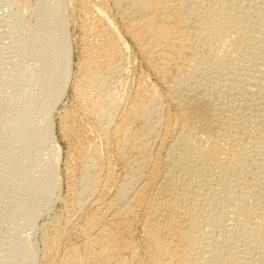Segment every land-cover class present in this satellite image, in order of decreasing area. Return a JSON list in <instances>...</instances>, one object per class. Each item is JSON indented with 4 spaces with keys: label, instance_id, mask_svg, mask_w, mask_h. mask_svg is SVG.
I'll use <instances>...</instances> for the list:
<instances>
[{
    "label": "bare ground",
    "instance_id": "1",
    "mask_svg": "<svg viewBox=\"0 0 264 264\" xmlns=\"http://www.w3.org/2000/svg\"><path fill=\"white\" fill-rule=\"evenodd\" d=\"M54 1L52 15L57 21L53 30L60 35L57 30L64 23L67 5L65 0ZM94 5L86 35L99 40L91 39L96 45L83 47L81 65L84 72L91 65L98 72L76 82V102L97 122V135L104 141L108 137L118 149L124 147L131 157L124 160L123 183L112 200L105 199L103 188L100 190L95 181L86 192L89 177L83 170L81 197L93 189L96 192L87 199L93 212L89 218L85 215L88 219H84L78 239L87 247L92 243L87 240L91 233L96 237L94 243L110 236L103 243L105 249L114 251V243L122 242L124 251L91 250L79 262L74 260L78 248L73 247L59 264H122L124 256L133 262L141 257L142 264H264V0H98ZM120 35L167 91V106H159L153 91L138 90L144 95L133 96L134 106H128L131 109L122 122L111 126V114L118 104L110 98L102 104L103 90L97 82L118 73L116 62L128 48ZM52 45L59 62V84L50 91L57 98L66 83L68 47L59 41ZM48 103L43 105L46 115L50 114ZM160 108L167 111L168 119L152 125L149 119ZM131 123L141 125L137 132ZM153 140H158L156 152L151 148ZM53 163L47 174L45 171L38 198L47 188L57 186ZM108 180L105 184H110ZM133 224L132 232L110 234V228L121 231ZM124 237L134 239L135 244L130 245ZM50 255L46 252L45 258ZM35 257L33 251L28 252L25 264H35Z\"/></svg>",
    "mask_w": 264,
    "mask_h": 264
},
{
    "label": "rangeland",
    "instance_id": "2",
    "mask_svg": "<svg viewBox=\"0 0 264 264\" xmlns=\"http://www.w3.org/2000/svg\"><path fill=\"white\" fill-rule=\"evenodd\" d=\"M97 2L98 0H65L67 6L64 7L66 8L64 9L66 12L64 11L65 16L63 17L66 20H63L64 23L62 27L57 30L60 31V35H57L59 32H56L55 29L53 30L54 24L56 23L54 21H57L56 17L52 15L54 14L52 13V7H54L53 4L55 3L54 0H0V264H25L27 261V253L30 251H33V254L36 256L35 264H59L62 260L67 258L66 254L69 250L73 249V247L78 248V253L75 255L74 260L83 262L85 254L89 251L99 250L101 248L105 249L103 243L110 238V236H106L100 239L101 241H96L94 243L96 237L94 233H91L87 240L92 243L87 247L78 239V236L82 234L81 231L83 230L85 220L88 219L90 215L92 216L90 212H93L89 207L90 203L87 199L96 192V190L93 189L91 192L81 197L83 191L81 182L84 173L83 170H87V177H89L86 192L90 190L95 181L99 185L98 188L100 190L103 188V196L105 199L112 200L117 196V187L123 183L124 160L131 155L130 152L122 146L120 149H118L119 146L116 148L115 144L111 142L108 137L105 138V141L104 138L101 139L99 133L97 135L95 124L97 122L92 120L89 113L86 114L87 110L83 108L84 114L83 111H81L82 107L79 106V108L76 102L77 95L79 94V92L77 94L75 91L76 82H78L79 79L81 80L80 77L88 80V77L98 72L94 70L95 68L92 65L90 70H88L90 66L86 65L87 68L84 72L82 67L84 64L81 65L84 62L83 47H93L92 45L95 46L99 40H96L92 36L91 38L90 35L87 36L90 33L89 28H91V23L87 24V22H93L92 9L90 10V8H93V4L96 5ZM88 3H91L90 7ZM86 7L89 9L88 11L90 14H88ZM109 9L108 7V10ZM43 11L45 13H41ZM49 11H51V14L48 13ZM41 15L45 16V19L42 18ZM42 20L44 24L46 23L48 25L46 26L41 23ZM52 22H54L53 27L51 26ZM83 25H85L86 28H84ZM86 25H88L89 28H87ZM85 29L88 30L86 31ZM83 31H86V33ZM118 31L121 33L120 29ZM27 33H30L31 36ZM84 34H87V37ZM121 35L120 38L122 37ZM91 39L94 41L96 40V43ZM58 41L59 45L63 44L68 47L67 57L69 58L66 57V60H68L66 61V65H68L66 66V83L59 94L60 96L56 98L51 94L50 90L54 91L53 88L56 89L59 84L56 83L58 82L56 76H59L56 75L59 62L56 58L57 56L54 55L55 51L52 45H58ZM121 41L122 43L125 42L128 48L124 50V54L122 55H125L124 58L120 55L123 59L119 62L117 61L118 64L116 62V65L119 67L118 73L109 74L106 76L107 78L102 77L104 80L98 78L97 82V85L103 90L100 95L102 104H104V102L107 103L110 98L114 101L115 105H119L116 106V109L112 112L113 114H111V126L122 122L123 116L126 114L125 112H128V110L134 106L135 101L133 100L140 97L144 92L153 91L159 106H161V103L163 106H167L165 97L167 91L160 85L161 83L157 80L158 78L148 71L132 44L124 37H122ZM40 54L43 55L40 56ZM53 63L57 64V67ZM81 69L82 71H80ZM86 71L91 72L86 73ZM81 74H83V76ZM101 80H103L104 83H101ZM52 81H54V86L57 84L55 87L52 86ZM44 86L47 87L45 88ZM138 90L143 93L140 95ZM134 92H136V95ZM130 99H132V101H130ZM47 102H49L48 105H51L48 112L50 114L48 115H46L43 106L47 104ZM128 106L131 107L128 108ZM122 113L124 114L122 115ZM157 113L158 114L153 113L149 119V123L152 125H156V122L159 120L168 119L167 111L160 108ZM70 114H73L75 118L71 115V120ZM61 119L66 120L63 121ZM153 122L155 124H153ZM63 123L64 125H62ZM131 124L133 125V131L136 130L135 132H137L138 127H141L139 123ZM72 128L74 129L72 130ZM108 136L110 137L109 134ZM157 143L158 140H153L150 143L151 148L155 152V148L158 147ZM75 150L78 154L75 153ZM115 151L119 152L116 153ZM80 152L84 157L80 156ZM117 156L120 157L118 158ZM120 159H122L123 162ZM51 162L55 163H53V165L58 180L56 183L57 186L55 188H53L54 186L52 188H47L48 190L46 189L44 192L46 194L38 198L36 195L38 192L37 190L41 188L39 186L44 184L46 177L44 174L46 170L48 171L47 167ZM97 162L99 165L96 166ZM120 163H122L121 166ZM70 164L71 166H75V164L77 166L81 165L75 168L74 166H69ZM99 168L102 169L99 170ZM47 171L46 174L48 173ZM107 173L110 175H107ZM75 174H79V176H75ZM98 174L99 177H97ZM92 178L93 180L91 181ZM107 178L109 180L112 178V181H109ZM107 180L110 184H105ZM72 184L73 186H71ZM111 188H114V190ZM45 198H50V201H45ZM65 202L67 204H65ZM116 207H119V205H116ZM85 215L88 218H86ZM52 226L56 228V231L51 228ZM132 226L133 227H127L128 229L121 228V231L115 230V227L110 228V234L122 233L124 230L132 232L131 228L133 230L135 225L133 224ZM126 238L124 237V241L128 242L130 245L135 244L134 239L128 240ZM46 241L50 242L46 244ZM100 242L102 243L100 244ZM123 248L122 242H116L114 243V251L109 249L105 250L108 253H114L116 251H122ZM46 252L51 254L50 258H45ZM121 262L122 264H135L137 262L138 264H142L144 260L140 257L139 261L133 262L124 256ZM94 264L104 263L98 261Z\"/></svg>",
    "mask_w": 264,
    "mask_h": 264
}]
</instances>
